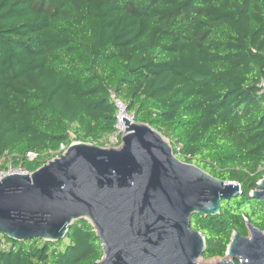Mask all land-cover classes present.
I'll return each instance as SVG.
<instances>
[{
  "label": "trees",
  "instance_id": "1",
  "mask_svg": "<svg viewBox=\"0 0 264 264\" xmlns=\"http://www.w3.org/2000/svg\"><path fill=\"white\" fill-rule=\"evenodd\" d=\"M115 98L181 161L240 185L192 216L204 257L249 223L264 231V0H0V173L31 174L75 142L107 148ZM96 234L87 219L58 242L0 233V264H97Z\"/></svg>",
  "mask_w": 264,
  "mask_h": 264
},
{
  "label": "water",
  "instance_id": "2",
  "mask_svg": "<svg viewBox=\"0 0 264 264\" xmlns=\"http://www.w3.org/2000/svg\"><path fill=\"white\" fill-rule=\"evenodd\" d=\"M120 148L75 142L31 174L0 180V233L14 241H61L74 221L87 219L103 245L97 264H199L205 238L195 213L213 216L240 185L181 161L163 135L122 118ZM252 196L264 200V178ZM235 232L217 264H264V231Z\"/></svg>",
  "mask_w": 264,
  "mask_h": 264
},
{
  "label": "built area",
  "instance_id": "3",
  "mask_svg": "<svg viewBox=\"0 0 264 264\" xmlns=\"http://www.w3.org/2000/svg\"><path fill=\"white\" fill-rule=\"evenodd\" d=\"M115 100V103H116V106L118 108V121H117V124H116V134L111 136V141H114L116 144L119 140V136H121V145L119 146V148L122 146L123 142H122V138L123 136L127 133L126 132V129L127 127L125 126L124 122L122 121V118H125V119H128L130 120L131 122H134L133 120V116L132 115H129L127 113V108L125 106V104L119 100V99H114ZM109 147V146H108ZM107 147V148H108ZM115 148H118V147H115ZM67 149H65L64 153L66 152ZM29 157L31 159L35 158L36 157V154H33V153H29ZM15 173H19V174H28L25 170H23L22 168L18 169V170H9L7 173H0V180L2 178H4L6 175H9V174H15Z\"/></svg>",
  "mask_w": 264,
  "mask_h": 264
},
{
  "label": "rangeland",
  "instance_id": "4",
  "mask_svg": "<svg viewBox=\"0 0 264 264\" xmlns=\"http://www.w3.org/2000/svg\"><path fill=\"white\" fill-rule=\"evenodd\" d=\"M165 139L167 140V138H165ZM168 142H169V140H168ZM114 143H115L114 141H111L108 148H115V144ZM169 144L173 147V145L170 142H169ZM248 226H249V224H248ZM248 226H247V228H248V236L250 237L251 236V232H250ZM223 260H232V258L229 255H227V254L224 257L217 256V257H212V258H206V257L203 256V257H200L197 260V262L199 264H217L218 262L223 261Z\"/></svg>",
  "mask_w": 264,
  "mask_h": 264
}]
</instances>
